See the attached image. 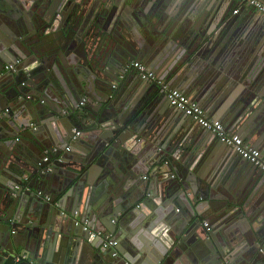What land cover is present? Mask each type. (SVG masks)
Returning a JSON list of instances; mask_svg holds the SVG:
<instances>
[{
	"label": "water",
	"instance_id": "1",
	"mask_svg": "<svg viewBox=\"0 0 264 264\" xmlns=\"http://www.w3.org/2000/svg\"><path fill=\"white\" fill-rule=\"evenodd\" d=\"M34 1L0 0V264H264V174L246 161L229 177L235 151L207 136L179 179L162 168L142 181L157 146L191 119L155 83L125 86L139 62L197 101L214 93L217 117L235 119L231 133L264 158V88L247 89L261 72L264 15H230L216 0Z\"/></svg>",
	"mask_w": 264,
	"mask_h": 264
},
{
	"label": "crops",
	"instance_id": "2",
	"mask_svg": "<svg viewBox=\"0 0 264 264\" xmlns=\"http://www.w3.org/2000/svg\"><path fill=\"white\" fill-rule=\"evenodd\" d=\"M216 5L218 7L228 8L230 10V15H233L234 14V10H236L237 8H240V12L238 13V15H241L242 11L244 10L245 13H247L246 14L247 17L248 16H252L254 14V12H256V11H254L253 9H251V8H249L247 6H243L242 4H240V2L238 0H216ZM254 41L256 42V41H258V39H254ZM191 47H192V44H191ZM244 53H245V51L241 52L242 59H243V56H245ZM241 54H239V60H240V55ZM258 54H259V52L255 53V55H254L255 58L252 61V63L256 62V58L258 57ZM188 55H189V51H188ZM235 60H236V57H235ZM248 60H251V59H248ZM244 63L242 62V64H244ZM256 64H257V67L261 68V72H260L259 76L256 77L254 82H252V85L250 84L251 86L247 88L248 90H251V89H254V88H256V89H259V88L263 89L264 88V49H263L262 55H260V57L257 60ZM248 65H249V63L244 64L243 67H246ZM233 66L234 67H238V66H235V65H233ZM148 70L152 71L150 69H148ZM236 70H237V68L235 69V71ZM152 72H154V71H152ZM201 73L203 74V71L198 72V74H201ZM156 75H158V74L156 73ZM224 75H226L224 77L227 79V81L225 82L226 85L227 84L236 83L234 85L235 87L243 86V88H244V85L246 84V82H244V84H240L241 83V79H236V77H231V79H228L227 74H224ZM231 76H233V73L231 74ZM158 77H159V75H158ZM136 79L139 80L140 82H143L140 79V77L137 76L136 74H132V75L129 74L126 77V79H125V81L127 80L126 83H125V81L123 83H125V86H127L133 80H136ZM245 79H249V77L246 76V78L244 77V80ZM174 89L180 90L181 92H183L184 94H186L190 98H192L193 100H196L195 98H193V96H195L193 93H189V91H184V90H181V89H178V88H174ZM203 96L204 97H201V96L197 97L198 101L197 100L196 101L199 102L200 106L206 111V113L208 114V116H210V118H213V119H216V120H220L223 123V125L225 126L226 130L231 133V128L234 126L235 119H234V121L231 120V119H227L228 116L226 114H222L221 117H217L218 113L220 112V108H219V106H216L213 103L214 97H215L214 93H211V95H209L205 91V95H203ZM169 107L171 109H173L172 106H169ZM178 114H179V119H181V120L183 119L184 122L187 120V117L182 112L178 111ZM215 116H216V118H214ZM18 118H20L21 120L23 119V117H22V115L20 113H19V117ZM186 123H188V125H189L188 129L186 131L182 132V134H180L176 138V140L173 139V136H174L175 132L171 129L172 131H170L171 135H170L169 141H167L166 143H160L159 146H157L158 152L155 151V155L153 157L154 163H152V165H150L148 167L147 171H145V173L142 175V179H141L142 181L143 180H149V177H150L151 174H152V176L156 177L158 171L160 172L162 168L170 169L172 171L171 178L179 179V177L181 176V171L179 169V166H180L182 161H184L186 159H189L190 161L195 162L197 159H199V161L202 159V156H203V154L205 152V149L207 148L206 146H208L206 144V142H205V138L207 139V136L211 137L213 135L208 133V132H206L205 130H203L201 127H199L192 120H190V121L187 120ZM31 126H32V128H35L36 127V123L34 122ZM238 135H240L245 140V142L249 143L254 148H257L258 150H260L258 147H256L254 145V143L252 141H249V139L243 137L242 134L239 133ZM217 143L222 145L220 142H217ZM222 147H223V145H222ZM260 152H261V150H260ZM181 153H183V154H181ZM232 153H231V156L234 155L235 157H237V158H235L236 159L235 165L236 166L238 165V166H237V168L235 166L236 169H234L233 167L230 166V164L227 163V165L230 166L227 169V171H226L227 173L230 174L229 177L231 176V174H232V176L236 175V173L239 171V169L244 170L243 168H240V167L247 163L246 161L242 160L240 158V156H238L236 154V152H232ZM193 156H194V158H193ZM179 157H182V159L180 160ZM170 160L172 161L170 167L169 168H167V166L165 167V164L170 162ZM223 160L224 159H219V163L218 164H220L221 167H226L225 162H222ZM213 172L214 171H213V168H212V172L211 173H213ZM159 176H160V174H159ZM17 187H19V186H17ZM159 192H160V190L158 191V193ZM145 196L148 197L149 195L146 194ZM187 209H188L187 206L185 204H183L181 207L175 208L174 215L179 217L178 219H184V216H182V215L185 212L188 211ZM225 262H227L226 259L222 260V263H225Z\"/></svg>",
	"mask_w": 264,
	"mask_h": 264
},
{
	"label": "built area",
	"instance_id": "3",
	"mask_svg": "<svg viewBox=\"0 0 264 264\" xmlns=\"http://www.w3.org/2000/svg\"><path fill=\"white\" fill-rule=\"evenodd\" d=\"M243 6H247L257 13L264 15V0H238ZM240 12V8L234 10V15H237ZM21 61H17L14 64L6 65L4 70L8 73L16 74L20 71L19 66ZM131 68L135 69L138 73L140 79L145 82L155 83L158 87L159 92L166 96L167 100L170 102V105L176 110L182 112L187 118H190L194 123L201 127L206 132L212 134L216 139L226 145L231 147L242 160L249 162L252 166L259 168V170L264 174V158L261 156L260 150L254 148L249 143L238 134L230 133L226 130L225 126L220 120L210 118L206 111L200 106L199 102L193 100L188 95L184 94L180 90L172 88L166 81L161 80L157 77L156 73L149 71L146 67L139 63L134 62L131 64ZM115 88V87H114ZM87 103V98L84 97L79 103V109H82ZM76 130H74L75 132ZM80 131L75 132L72 142H75L80 136ZM66 152L71 151V146L66 147ZM49 162V156H45L38 166ZM146 179V178H145ZM16 189H19L17 187ZM39 196H42V193H38ZM47 201H50L48 196L45 197ZM88 221L84 223V229L87 230ZM95 237H104V247L109 248L117 245V242H110V237L104 236L101 232L94 233L90 232ZM118 254L115 253L114 256ZM29 255L23 254L18 257L16 262H21L22 260H28ZM222 264H232L231 262H225Z\"/></svg>",
	"mask_w": 264,
	"mask_h": 264
},
{
	"label": "flooded vegetation",
	"instance_id": "4",
	"mask_svg": "<svg viewBox=\"0 0 264 264\" xmlns=\"http://www.w3.org/2000/svg\"><path fill=\"white\" fill-rule=\"evenodd\" d=\"M25 1V4L26 5H30V6H34V4L36 3L34 0H24ZM34 1V2H33ZM47 1H50V4H49V6H52V5H54V4H57L59 1H63V2H65L68 6H71V9H73V6H72V4H73V1L72 0H47ZM81 1V0H80ZM86 2H89L87 5V7L89 8V9H92L93 8V5H92V3L93 2H95L94 0H86ZM96 6H98L97 4H96ZM79 12L78 13H83V12H85V11H88V9H81V10H78ZM118 11H122V9L120 10V8H119V10ZM100 21L102 22L103 20H101L100 19ZM104 22H105V20H104ZM134 63V62H133Z\"/></svg>",
	"mask_w": 264,
	"mask_h": 264
}]
</instances>
